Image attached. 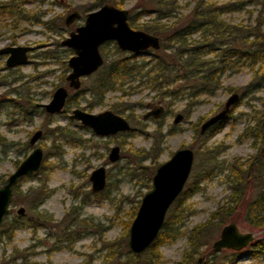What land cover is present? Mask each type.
I'll list each match as a JSON object with an SVG mask.
<instances>
[{
	"label": "rangeland",
	"instance_id": "obj_1",
	"mask_svg": "<svg viewBox=\"0 0 264 264\" xmlns=\"http://www.w3.org/2000/svg\"><path fill=\"white\" fill-rule=\"evenodd\" d=\"M113 1L115 0H106L104 3L113 4ZM118 1L120 6L116 7L126 9L128 15L141 11L138 24L149 21L155 15L156 7L151 0ZM95 2L96 0H0V48L30 47L27 52L28 61L15 67H7V54H0V133L6 139L5 143L0 144V179H5L16 167V162H20L35 146L42 148L43 162L47 163L44 169L18 182L17 187L21 193L14 192L7 217L10 221L21 206L25 208L24 215L30 217L33 212L27 206L28 194L35 188L42 187L52 192L37 210L48 213L54 219L44 226H20L16 228L11 240L1 234L0 227V264H6L8 255L14 248H27L31 253L28 260L33 264H129V256L133 254L127 244L128 229L135 216L132 212L134 209L136 212L138 208L137 201L151 188L148 177L176 149L192 148L195 156L185 190L193 181L194 177L191 176L203 171L200 160L196 158V146L200 139L195 137L193 125L200 128L205 119L224 108L228 96L234 92L239 95L238 101L230 108L220 130L205 145H220L222 151L217 158L220 167L223 165L222 161L226 164L237 158H249L259 152L263 145L254 136L245 134L246 129L257 124L261 126L264 71L255 75V70L263 61L259 58L253 62V58L242 51L231 56L229 54L230 57L226 60L228 66L220 74V87L212 94H201L199 102L194 106H187L189 97L183 95L170 104L161 102L164 111L158 117L144 119L142 116L148 111V107L157 106L158 102L147 104L153 102L155 92L145 82L135 79L131 82V87H127V84L124 91H108L100 103L88 108L89 102L96 101L90 89L96 72L81 78L79 89H70L66 80L70 71L67 61L74 51L64 46L62 41L77 26L83 24L88 12L104 4L97 5ZM4 4L8 7L4 8ZM198 6L213 9L218 20L229 28L238 27V31L242 27L253 26L258 18L264 21V0H176L173 11L165 16L163 22L170 29L183 27ZM72 11H77L80 17L65 25L64 18ZM261 30H264V24ZM157 36L162 42L164 36ZM236 37L237 41L233 39L234 36H229L228 48L251 50L249 46L252 45L241 43L240 34ZM202 39V32L198 30L190 35L187 42L195 43ZM114 45V41H108L100 46L105 62L107 55L109 61L115 57ZM160 50L148 49L141 53L119 51L130 57V60L141 62L149 61ZM219 51L206 54L204 58L218 61ZM168 52L169 50L166 51ZM131 54H135V57H131ZM249 83L251 86L247 87ZM59 86L68 89V98L75 104L67 112L48 114L41 104L47 103ZM185 91L187 93L188 89ZM114 103L127 104L133 108L131 116H128L129 110L117 113L128 120L131 128L114 136L96 135L89 127L69 117L74 108L92 113L113 111L111 106ZM177 113H181L183 119L175 124L173 119ZM56 125L68 129L77 144L68 143L51 134L49 130ZM157 127H160L162 137L157 135ZM38 129L42 131V135L34 145H30L29 139ZM56 144H60L61 157L52 153ZM115 145L120 147V158L112 163L108 160V153ZM152 146L159 153L155 162H151L148 173L144 174L138 169L141 161L133 153L142 148L150 150ZM142 164L149 165V160L142 161ZM100 165L106 169V188L103 192L94 193L91 191L89 175ZM225 175V170H214L209 177L198 182L195 192H191L189 197L179 203V209L184 211L182 220L176 224L180 226L181 234L173 241L160 245L162 256L159 264H181L184 250L188 248L187 236L191 228L208 220L210 213L217 207L226 205L230 182ZM2 184L0 180V186ZM72 207L75 209L69 213ZM127 221L130 222L129 226L125 224ZM228 223H235L240 232L253 233L254 239L240 250L222 249L213 252V241ZM66 225L75 230L74 241L63 240L62 230ZM208 239L209 243L201 245L199 251L202 254L197 255L196 259L206 257L210 264H264V253L253 251L249 247L255 241L264 240V228H252L242 212L237 215V222L227 220L220 226H214Z\"/></svg>",
	"mask_w": 264,
	"mask_h": 264
},
{
	"label": "trees",
	"instance_id": "obj_2",
	"mask_svg": "<svg viewBox=\"0 0 264 264\" xmlns=\"http://www.w3.org/2000/svg\"><path fill=\"white\" fill-rule=\"evenodd\" d=\"M105 1L96 0L95 4L101 5ZM151 1L156 7L155 15L152 19L138 24L141 11L134 12V14L131 12L127 19L132 28L141 29L154 35H163L164 37L159 47L161 50L149 61L138 62L130 60L128 56H124L115 44V57L109 61L107 55V61L96 71V78L90 88L92 97L96 101L89 102L88 108L100 103L108 91H124V87L127 84L129 85L127 87H131L130 84L135 79L145 82L155 92L152 97L153 102L159 101L170 104L177 97L187 95V98L189 97L186 103L187 106H194L199 102L198 98L201 94H212L220 87V74L228 66L226 60L234 53L240 51L246 52L247 55L251 56L253 62L259 58L263 61V64L255 70V75L264 71V30H261V26L264 24L263 19L258 18L256 24L253 26L242 27V30L238 31V27L229 28L218 20L213 9H203L202 6H198L194 9L186 25L170 29L163 22V19L173 11L176 0ZM113 4L120 6V1L115 0ZM4 6V8L8 7L6 4ZM198 30L202 32V41L188 43L187 39L190 35ZM237 34H240V41L243 45H252L249 46L250 51H244L235 47L228 48L229 36H234L233 39L237 41ZM248 38H251V41H248ZM223 46H226V48L223 49ZM167 50H169L168 53H166ZM216 50H220L218 61L204 58L206 54L213 53ZM130 56L135 57V54H131ZM248 86H251V83ZM186 89H188L187 93H185ZM73 103L71 98H67L63 112H67ZM111 107L116 113H124L126 110H129L128 116H131L133 110L130 105L123 103H114ZM223 123L224 119L218 121L203 134L199 133L198 125H193L194 135L200 139L196 146V158L200 160V166L202 165L203 171L191 176L194 177L193 181L187 185L186 189L183 190L170 206L164 225L156 239L142 254L130 255L128 259L129 264H159L162 256L159 251L160 245L173 241L181 234L180 226L176 224L182 220L184 211L183 209H179V203L184 198L189 197L191 192H195L198 188V182L201 179L209 177L214 170H225V176L230 182V192L227 196L226 205L217 207L215 211L210 213L208 220L198 223L191 228L187 236L188 248L184 250L181 264L194 263L196 256L202 254L199 251L201 245L209 243L210 240H207V237L213 227L216 225L220 226L227 220L237 222V215L240 212H242L246 222L252 228H264V154L260 150L249 158H237L226 164L225 161H222L223 165L220 167V163L217 160L218 155L222 151L220 145L211 147L206 146L205 143L214 133L220 130ZM160 130V127L156 128L157 135L162 137ZM49 131L51 134H55L56 138L64 139L66 142L74 145L77 144L68 129L56 125ZM245 134L254 136L259 143H262L261 126L259 124L246 129ZM5 142V137L0 133V144ZM10 144L13 143L11 142ZM154 151L155 147L152 146L150 150L142 148L135 150L133 153L141 161L138 169L142 170L144 174L148 173L151 162H155L156 155L159 153L158 149ZM61 152L60 144L53 146V154L61 157ZM146 160H149V165L142 164V161ZM18 163L17 161L16 165ZM45 166H47V163L43 162L39 170L44 169ZM150 178L149 176L148 181H150ZM0 180L2 183L5 181L4 178ZM14 192L19 194L21 190L16 186ZM51 192L52 190L42 187H37L30 191L27 206L33 212L32 215L30 217H26V215H14L10 221L8 217H5L0 225L1 234L8 240H11L16 228L20 226L31 224L34 227H38L53 222L54 219L51 215L37 210ZM139 202L137 201L138 205ZM138 205H136V208ZM74 209L72 207L69 213ZM135 213L134 209L132 214L135 215ZM125 224L129 226L130 222L127 221ZM62 233L64 234L63 240L65 241H74L76 238L74 236L75 230L70 229V225H66ZM249 247L253 251L264 253V240L255 241ZM30 256L31 253L28 252L27 248H14L13 252L8 255L6 264H33L28 260Z\"/></svg>",
	"mask_w": 264,
	"mask_h": 264
},
{
	"label": "water",
	"instance_id": "obj_3",
	"mask_svg": "<svg viewBox=\"0 0 264 264\" xmlns=\"http://www.w3.org/2000/svg\"><path fill=\"white\" fill-rule=\"evenodd\" d=\"M77 11L68 13L64 18V24L68 25L78 19ZM128 11L118 8L111 3H104L98 8L88 12L82 25L77 26L62 41L64 46L70 47L74 54L68 59L67 65L70 71L66 76L70 89H79L81 78L96 72L104 63V57L100 53V46L107 41H114L121 51L130 53L145 52L148 49H158L160 40L157 35L141 29H134L128 23ZM28 46H8L0 49V54H7L6 66L15 67L25 64ZM69 91L64 86L57 87L47 103L41 107L49 114L60 112L68 98ZM239 95L234 92L225 101L224 108L216 114L205 119L200 125V134L223 120L230 108L238 101ZM163 111L158 107L148 111L143 118L157 117ZM69 117L79 121L83 126L89 127L93 133L99 136H111L128 131L130 123L123 116L112 110H104L99 113L87 112L80 108L72 109ZM183 119L181 113H177L173 119L176 124ZM261 131L263 145L261 152L264 154V109L262 111ZM42 131L37 130L31 136L29 143L35 144L41 137ZM120 158V147H111L108 160L116 162ZM44 159L41 147L37 146L22 159L14 170L6 177L0 186V225L9 215L10 204L13 196V187L24 176L39 170ZM194 161V151L189 147L176 149L172 156L160 163L151 177V188L140 199L139 206L128 229V247L133 255L142 254L156 239L163 227L167 210L175 199L181 194L190 175ZM91 191L101 192L106 186V169L100 165L93 169L89 175ZM17 215H24L25 208L19 207ZM254 239L251 232H240L235 223L224 225L219 237L213 241L211 250L219 252L222 249L240 250ZM192 264H210L209 259L200 256Z\"/></svg>",
	"mask_w": 264,
	"mask_h": 264
},
{
	"label": "flooded vegetation",
	"instance_id": "obj_4",
	"mask_svg": "<svg viewBox=\"0 0 264 264\" xmlns=\"http://www.w3.org/2000/svg\"><path fill=\"white\" fill-rule=\"evenodd\" d=\"M107 42H108V41H107ZM105 43H106V42H105ZM115 44H116V43H115ZM116 46H117V45H116ZM7 47H8V46H7ZM3 48H4V47H3ZM117 48H118V47H117ZM0 49H1V48H0ZM118 49H119V48H118ZM119 50H120V49H119ZM125 52H126V51H125ZM145 52H146V51H145ZM140 53H141V52H140ZM104 62H105V59H104ZM103 64H104V63H103ZM94 73H95V72H94ZM157 102H158V105H161V106L163 107V105L161 104V102H159V101H157ZM149 103L151 104V103H154V102H148L147 104H149ZM155 103H156V102H155ZM65 104H66V103H65ZM158 105H157V106H155V105L149 106V107H148V108H149L148 111H150V110H151V111L155 110V109L158 107ZM64 106H65V105H64ZM154 107H155V108H154ZM153 108H154V109H153ZM63 109H64V107H63ZM63 109H62L61 111H63ZM61 111H60V112H61ZM71 111H72V110H71ZM148 111H147V112H148ZM163 111H164V107H163ZM163 111H162V112H163ZM45 112H46V111H45ZM147 112H146V113H147ZM162 112H161V113H162ZM46 113H47V112H46ZM91 113H92V112H91ZM48 114H49V113H48ZM54 114H55V113H54ZM69 115H70V114H69ZM143 115H144V114H143ZM150 116H151V115H150ZM150 116H148V117H150ZM142 117H143V116H142ZM148 117H147V118H148ZM151 117H154V116H151ZM157 117H158V116H157ZM225 118H226V117H225ZM225 118H224V119H225ZM144 119H146V118H144ZM173 123H174V122H173ZM178 123H179V122H178ZM200 125H201V124H200ZM38 130H40V129H38ZM199 130H200V128H199ZM36 131H37V130H36ZM120 133H123V132H120ZM199 133H200V132H199ZM118 134H119V133H118ZM32 135H33V134H32ZM111 136H114V135H111ZM103 137H105V136H103ZM30 138H31V137H30ZM29 140H30V139H29ZM38 140H39V139H38ZM38 140H37V141H38ZM37 141H36V142H37ZM262 142H263V140H262ZM30 145H31V144H30ZM33 145H34V144H33ZM35 147H37V146H35ZM181 148H182V147H181ZM110 149H111V148H110ZM191 149H192V148H191ZM260 150H261V149H260ZM31 151H32V150H31ZM109 151H110V150H109ZM193 151H194V150H193ZM261 153H262V152H261ZM262 154H263V153H262ZM194 156H195V153H194ZM25 157H26V156H25ZM25 157H24V158H25ZM24 158H23V159H24ZM167 160H168V159H167ZM165 161H166V160H165ZM163 162H164V161H163ZM193 162H194V161H193ZM42 163H43V162H42ZM161 163H162V162H161ZM18 164H19V163H18ZM18 164H17V165H18ZM17 165H16V166H17ZM41 165H42V164H41ZM192 166H193V165H192ZM40 167H41V166H40ZM39 169H40V168H39ZM191 170H192V169H191ZM35 173H36V172H35ZM153 173H154V172H153ZM190 173H191V172H190ZM31 174H33V173H31ZM28 175H30V174H28ZM28 175H26V176H28ZM152 175H153V174H152ZM26 176H24V177H26ZM189 176H190V175H189ZM151 177H152V176H151ZM188 178H189V177H188ZM5 179H6V178H5ZM21 179H23V177H22ZM21 179H20V180H21ZM20 180H19V181H20ZM187 180H188V179H187ZM19 181H18V182H19ZM150 181H151V179H150ZM4 182H5V181H4ZM4 182H3V183H4ZM18 182H17V184H18ZM106 182H107V173H106ZM186 183H187V182H186ZM17 184H15L14 187H13V195H14V188L17 186ZM185 185H186V184H185ZM105 187H106V186H105ZM184 188H185V186H184ZM184 188H183V190H184ZM104 189H105V188H104ZM104 189H103V190H104ZM103 190H102V191H103ZM183 190H182V192H183ZM182 192H181V193H182ZM98 193H99V192H98ZM178 197H179V196H178ZM12 199H13V196H12ZM12 199H11V203H12ZM176 199H177V198H176ZM176 199H175V200H176ZM139 203H140V202H139ZM172 204H173V203H172ZM172 204H171V205H172ZM10 205H11V204H10ZM138 206H139V205H138ZM169 208H170V207H169ZM168 210H169V209H168ZM168 210H167V212H168ZM9 213H10V212H9ZM166 215H167V213H166ZM19 216H20V215H19ZM22 216H23V215H22ZM165 218H166V217H165ZM164 222H165V221H164ZM163 225H164V224H163ZM161 229H162V228H161ZM159 232H160V231H159ZM157 236H158V235H157Z\"/></svg>",
	"mask_w": 264,
	"mask_h": 264
}]
</instances>
